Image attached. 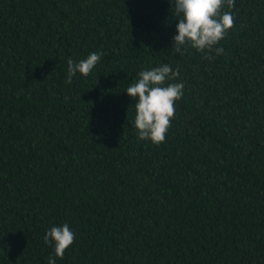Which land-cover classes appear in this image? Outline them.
<instances>
[{
	"label": "trees",
	"instance_id": "16d2710c",
	"mask_svg": "<svg viewBox=\"0 0 264 264\" xmlns=\"http://www.w3.org/2000/svg\"><path fill=\"white\" fill-rule=\"evenodd\" d=\"M173 8L0 0V264H48L64 224L56 264H264V0H235L214 59L175 51ZM162 64L184 88L153 145L125 92Z\"/></svg>",
	"mask_w": 264,
	"mask_h": 264
},
{
	"label": "clouds",
	"instance_id": "9594fccd",
	"mask_svg": "<svg viewBox=\"0 0 264 264\" xmlns=\"http://www.w3.org/2000/svg\"><path fill=\"white\" fill-rule=\"evenodd\" d=\"M174 4L172 14L177 17L176 35L173 48L177 53L186 45L197 52L206 53L205 59H214L210 54L223 53L222 47H216L234 27L235 18L231 12L235 0H169ZM229 11H222L225 8ZM172 48V49H173ZM102 53L92 52L78 63L71 58L67 61L66 84L79 73L87 77L100 61ZM179 69L162 64L151 70L139 72L138 79L126 89L127 96L135 101L134 127L139 140H147L153 145L165 141L171 121L175 115V104L182 99V83L174 81ZM75 241V233L67 224L53 226L44 235L45 244L54 246V257H49L48 264H56L62 259Z\"/></svg>",
	"mask_w": 264,
	"mask_h": 264
}]
</instances>
